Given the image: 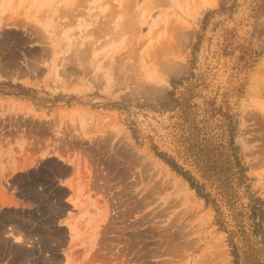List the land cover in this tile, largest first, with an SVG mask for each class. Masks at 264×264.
Masks as SVG:
<instances>
[{"label":"rangeland","instance_id":"1","mask_svg":"<svg viewBox=\"0 0 264 264\" xmlns=\"http://www.w3.org/2000/svg\"><path fill=\"white\" fill-rule=\"evenodd\" d=\"M119 1L0 0V264H264V0Z\"/></svg>","mask_w":264,"mask_h":264},{"label":"trees","instance_id":"2","mask_svg":"<svg viewBox=\"0 0 264 264\" xmlns=\"http://www.w3.org/2000/svg\"><path fill=\"white\" fill-rule=\"evenodd\" d=\"M172 168L174 171H176L178 174H180L186 181L189 182L190 187L196 191V193L198 194L199 197L205 199L207 201V203H211V199H210V195L207 194L206 192H204V186L198 184V182H196V180H194V178L190 175V173L188 171H185L181 166H179L177 163H175L174 161L171 160H167L166 161ZM238 165L241 166L242 169V176L245 178V173L247 172V169L244 168L239 160H238ZM259 198H257V201ZM257 205V204H256ZM254 206L253 208L255 209L256 207H259V210L262 212L263 209L260 208L261 206ZM259 216V215H258ZM262 217V215L260 216V218ZM258 226H260V224H258ZM233 255L235 257V264H239L238 262V253L236 250L233 251Z\"/></svg>","mask_w":264,"mask_h":264},{"label":"water","instance_id":"3","mask_svg":"<svg viewBox=\"0 0 264 264\" xmlns=\"http://www.w3.org/2000/svg\"><path fill=\"white\" fill-rule=\"evenodd\" d=\"M66 170V168L64 167ZM65 178V177H63ZM57 184L59 185V181H57ZM62 196V195H61ZM64 202L62 203L61 207L62 209L55 215L54 217V225L56 227H60V222L66 218L68 211L66 210V196L64 197ZM67 244L60 246L59 248H56L52 253V261H54V264H58L60 261L64 260V256L62 254V249L66 246ZM51 264V263H50Z\"/></svg>","mask_w":264,"mask_h":264},{"label":"crops","instance_id":"4","mask_svg":"<svg viewBox=\"0 0 264 264\" xmlns=\"http://www.w3.org/2000/svg\"><path fill=\"white\" fill-rule=\"evenodd\" d=\"M120 1L123 2V0H120ZM120 1H119V2H120ZM102 8L105 9V10H107V11H109L110 6H108V7H107V6H102ZM123 19H124V18H123ZM125 23H126V21H125V19H124V20H121V22H120L119 24H120V26H125ZM81 25H82V26H81ZM79 26H81L80 30H82V33H85L86 30H87L86 28L89 27V26H91V25H90L89 23L86 24V25H85V24L83 25L82 22H80V23H79ZM60 228H61V227H60Z\"/></svg>","mask_w":264,"mask_h":264}]
</instances>
